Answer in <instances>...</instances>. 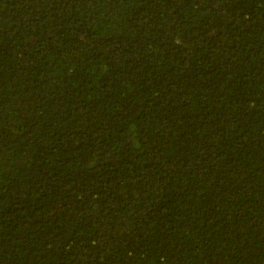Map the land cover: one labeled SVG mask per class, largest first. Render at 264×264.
<instances>
[{
	"label": "trees",
	"instance_id": "trees-1",
	"mask_svg": "<svg viewBox=\"0 0 264 264\" xmlns=\"http://www.w3.org/2000/svg\"><path fill=\"white\" fill-rule=\"evenodd\" d=\"M0 264H264V0H0Z\"/></svg>",
	"mask_w": 264,
	"mask_h": 264
}]
</instances>
